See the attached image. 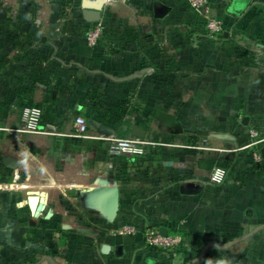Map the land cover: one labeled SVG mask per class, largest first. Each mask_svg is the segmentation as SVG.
Returning <instances> with one entry per match:
<instances>
[{
  "label": "crops",
  "instance_id": "0c3cea01",
  "mask_svg": "<svg viewBox=\"0 0 264 264\" xmlns=\"http://www.w3.org/2000/svg\"><path fill=\"white\" fill-rule=\"evenodd\" d=\"M60 1L48 0L45 13H56ZM68 1L71 32L61 52L70 84L55 83L60 77L55 67L43 73L39 65L13 62L1 70L0 211L17 210L23 220L33 217L37 226L53 233H84L86 243H96L87 247L86 258L100 264H264V149L259 147L256 161L246 147L249 130L264 124V58L257 69L243 68L234 76L233 55L226 54L222 69L212 37L166 31L195 18L184 0H117L123 18L118 24L127 21L133 30L129 40L112 34L117 21L103 16L101 0ZM210 2L224 8L227 24L240 25L248 45L264 51V0ZM98 5L103 32L89 47L85 36L96 23L85 22L82 11ZM174 47L177 60L171 53L161 59L169 72L178 71L177 94H170L175 80L170 73L162 93L154 81L146 82L145 102L152 110L146 136L159 145L148 148L145 160L129 169V179L123 178L121 161L107 153L106 135L89 126V82L141 78L132 75L143 62L148 65L144 75L153 77L158 51ZM171 104H177L175 109ZM202 104L216 110L203 112ZM219 104L225 111H217ZM24 106L41 109L40 133L17 132ZM78 117L86 123V139L66 136ZM213 166L227 170L219 185L208 182ZM115 187L119 209L107 224L100 219L107 215ZM122 223L154 225L163 233L175 230L183 238L182 249L176 257L147 250L141 234L125 238L114 233ZM94 225L99 227L96 236Z\"/></svg>",
  "mask_w": 264,
  "mask_h": 264
},
{
  "label": "rangeland",
  "instance_id": "374dc122",
  "mask_svg": "<svg viewBox=\"0 0 264 264\" xmlns=\"http://www.w3.org/2000/svg\"><path fill=\"white\" fill-rule=\"evenodd\" d=\"M47 1L0 0V75L2 74L1 70L8 68V65L13 62H24L25 65L32 66L39 65L43 73L55 67L60 71L58 82L55 83H58V86L66 87L70 84L71 78L68 76L70 71L66 67L65 54L61 51L65 48V39L68 33L71 32L68 25L72 19L69 12L70 1L59 0L60 7L53 14L45 13L43 5L46 3L48 5ZM205 1L209 7L206 14L196 11L190 0H184L185 9H190L196 15L195 18L188 22L190 23L188 25L171 24L165 30L179 34L200 33L212 37L213 39L210 41L215 44L219 57L223 60L222 69L225 68L226 54L233 55L234 76L239 75L243 68L257 69L254 66L258 65L260 57L264 58V51L260 53L257 47L253 44L248 45L247 41L243 40L240 25L226 23L224 8L213 7L210 0ZM102 11L105 18H113V16L116 18V29L112 34L118 32L123 38L127 37L129 40L133 30L127 21L118 24L120 23L119 19L123 18L120 17L117 0L103 6ZM212 23H215L216 26H210ZM34 32L36 38H33ZM231 33L233 36H228ZM30 49H39V52H36L37 56L30 54ZM141 49L144 48L141 47ZM17 50L18 52H16ZM168 53H171L172 57L174 55L177 60L178 52L175 47L158 51L160 60L156 63L157 68L154 70H159L161 73L155 72L153 77L143 75L141 78L125 82H114L99 77L97 78L98 82L95 80L89 82V88H87L89 126L95 132L106 135L103 140L105 139L107 148L110 139L151 141V138L146 136L148 122L152 114L150 105L145 102L146 82L154 81V84L158 86L159 93H162V82L169 77L170 73L172 74L170 78L174 76L175 79L171 80V84L174 82V86L170 87V94L176 95L178 90L176 87L178 71L169 72L167 64H164L161 59ZM163 60L165 61L164 57ZM145 67L148 65L143 62L138 68ZM222 69L219 72L224 71ZM196 74L198 75V73ZM58 97H62V93ZM171 106L175 109L177 104H171ZM200 106L203 112L216 110L213 108L214 105L202 104ZM217 111H225L224 105L219 104ZM237 125L241 126L240 121ZM125 131H128L125 137L118 136V133ZM207 141H202V145H206ZM116 158L121 161V167L124 170L121 172L122 177L129 179L132 174L129 169L134 165L135 159L130 156ZM77 218L74 220L80 222ZM102 219L110 224L107 215L101 217L100 220ZM35 223L37 222H34L33 217L23 220L18 216L17 210L9 212V210L3 209L0 211V264H100L96 260L86 258L87 247L92 248L96 243H86L84 233L80 231L69 233L56 231L53 233L47 226L42 224L37 226ZM93 231L96 236L99 227L94 225Z\"/></svg>",
  "mask_w": 264,
  "mask_h": 264
},
{
  "label": "built area",
  "instance_id": "2783aa9c",
  "mask_svg": "<svg viewBox=\"0 0 264 264\" xmlns=\"http://www.w3.org/2000/svg\"><path fill=\"white\" fill-rule=\"evenodd\" d=\"M192 7L200 13L208 12V5L205 0H190ZM115 2V0H101L103 6L108 3ZM210 26H216L212 23ZM103 26L99 23L94 24L86 33V44L89 47L94 46L99 37L102 35ZM42 121V111L38 107L24 106L20 113V124L17 129L19 133H40V126ZM250 142L246 147L251 148L252 157L256 161H260L261 156L259 147L264 149V124L253 126L249 130ZM73 139H86V123L83 118H76L73 124V132L66 135ZM105 140V139H104ZM107 152L112 157L130 156L135 159V165L142 163L146 157L148 148L159 145L156 142H144L132 139H110ZM227 175V170L221 166H213L209 170L208 182L212 185H219L223 183ZM114 233L125 238H132L137 234H141L142 243L145 249L154 251L160 255H169L176 257L183 246V238L177 231H171L162 235L157 226L149 225L140 228L132 223H122L115 228Z\"/></svg>",
  "mask_w": 264,
  "mask_h": 264
},
{
  "label": "water",
  "instance_id": "95a60500",
  "mask_svg": "<svg viewBox=\"0 0 264 264\" xmlns=\"http://www.w3.org/2000/svg\"><path fill=\"white\" fill-rule=\"evenodd\" d=\"M101 8L102 5H98L96 7H85L82 11L83 20L87 23L93 24L98 23L101 17ZM146 71V70H145ZM144 72H135L132 76L134 77H141V75ZM246 122V119L243 121ZM107 216L108 220L110 222H113L117 216L118 209H119V191L118 188H114L112 190V193L107 201ZM160 233L162 235H166V233H163L161 230ZM103 253H106V251H103ZM122 254V248L121 246H117L115 248V255L120 256Z\"/></svg>",
  "mask_w": 264,
  "mask_h": 264
},
{
  "label": "trees",
  "instance_id": "16d2710c",
  "mask_svg": "<svg viewBox=\"0 0 264 264\" xmlns=\"http://www.w3.org/2000/svg\"><path fill=\"white\" fill-rule=\"evenodd\" d=\"M160 51V50H159ZM147 69V67H145V68H142V69H138L137 70V72H144L141 76H143L145 73H146V70ZM155 72H157V73H161V71H159V70H157V71H154V73ZM124 80V79H123ZM114 81H118L119 82V80H114ZM120 81H122V80H120ZM127 133H128V131H125V132H120V133H118V136L119 137H125L126 135H127Z\"/></svg>",
  "mask_w": 264,
  "mask_h": 264
},
{
  "label": "clouds",
  "instance_id": "9594fccd",
  "mask_svg": "<svg viewBox=\"0 0 264 264\" xmlns=\"http://www.w3.org/2000/svg\"><path fill=\"white\" fill-rule=\"evenodd\" d=\"M208 264H211V261L208 262ZM216 264H228L227 260H218Z\"/></svg>",
  "mask_w": 264,
  "mask_h": 264
}]
</instances>
